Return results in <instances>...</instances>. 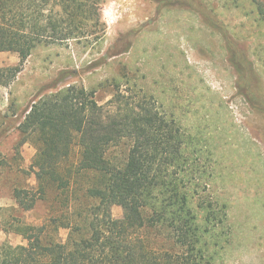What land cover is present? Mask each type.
Returning <instances> with one entry per match:
<instances>
[{
	"label": "trees",
	"instance_id": "obj_1",
	"mask_svg": "<svg viewBox=\"0 0 264 264\" xmlns=\"http://www.w3.org/2000/svg\"><path fill=\"white\" fill-rule=\"evenodd\" d=\"M254 2L264 20V1ZM102 4L0 0V52L21 60L0 67V85L9 86L40 45L102 41ZM96 93L71 85L27 110L19 128L22 142L37 150L31 164L37 185L15 188L13 195L24 211L50 190L55 199L39 225L13 219L5 231L28 244L0 243V264H215L210 247H221L217 231L227 222L226 204L198 199L205 171L198 164L193 169L185 154L192 141L183 126L154 94L137 87L125 89L115 80L103 103ZM115 205L122 207V219L114 217Z\"/></svg>",
	"mask_w": 264,
	"mask_h": 264
},
{
	"label": "rangeland",
	"instance_id": "obj_2",
	"mask_svg": "<svg viewBox=\"0 0 264 264\" xmlns=\"http://www.w3.org/2000/svg\"><path fill=\"white\" fill-rule=\"evenodd\" d=\"M114 1L103 0V20L122 2L123 16L106 22L102 41L40 45L16 79L0 85V243L25 247L28 240L6 228L16 218L41 224L55 199L50 190L24 211L13 195L37 185L31 169L37 150L22 142L19 128L29 107L71 85L97 89L103 103L118 80L154 94L179 121L192 141L186 156L205 171L198 199L226 204L221 247H210L215 264H264V20L254 0ZM20 61L15 52H0V67ZM112 211L123 218L122 207ZM67 234L61 230V239Z\"/></svg>",
	"mask_w": 264,
	"mask_h": 264
},
{
	"label": "crops",
	"instance_id": "obj_3",
	"mask_svg": "<svg viewBox=\"0 0 264 264\" xmlns=\"http://www.w3.org/2000/svg\"><path fill=\"white\" fill-rule=\"evenodd\" d=\"M124 1V0H122ZM128 0H126L127 2ZM114 3H118L117 0L114 1ZM121 5H123V2L120 3V5H118V7L116 8L115 11L109 13V16L107 17L106 21L107 24H109L110 26H112L111 24L114 23V22H118L119 21V18H121L123 16V12L121 11ZM105 14L108 15V12L105 11Z\"/></svg>",
	"mask_w": 264,
	"mask_h": 264
}]
</instances>
